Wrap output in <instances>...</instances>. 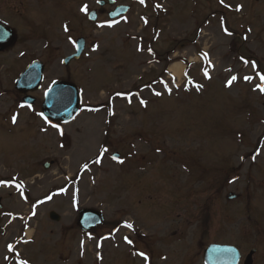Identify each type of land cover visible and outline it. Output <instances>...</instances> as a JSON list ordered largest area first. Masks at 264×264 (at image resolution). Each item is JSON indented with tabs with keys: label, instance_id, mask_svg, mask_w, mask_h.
<instances>
[{
	"label": "rangeland",
	"instance_id": "1",
	"mask_svg": "<svg viewBox=\"0 0 264 264\" xmlns=\"http://www.w3.org/2000/svg\"><path fill=\"white\" fill-rule=\"evenodd\" d=\"M97 2L32 0L48 18L26 54L46 66L33 106L0 67V264H200L209 243L258 249L263 264L264 0H116L127 15L112 21L106 6L92 23ZM79 37L85 52L64 66ZM174 59L187 67L177 83ZM55 80L82 94L68 125L40 114ZM86 208L104 215L89 233Z\"/></svg>",
	"mask_w": 264,
	"mask_h": 264
},
{
	"label": "water",
	"instance_id": "2",
	"mask_svg": "<svg viewBox=\"0 0 264 264\" xmlns=\"http://www.w3.org/2000/svg\"><path fill=\"white\" fill-rule=\"evenodd\" d=\"M258 1V0H257ZM110 4H114V0H109ZM100 5H104L103 2ZM129 7H118L114 12L110 13V18L114 19L123 14H126ZM90 20L96 21L97 14L91 13ZM12 33V32H11ZM12 35H6L3 33L0 36V43L3 47L8 46ZM85 49V40L80 39L77 42V53L64 61L65 65H69L72 60H78ZM43 66L36 62L31 65L25 73L21 76L17 82V89L22 90L23 84L33 81V87L35 90L40 88L42 82ZM26 92V91H23ZM32 102V101H31ZM81 96L78 87L67 81H57L47 92L45 102L43 103L42 111L43 114L53 120L62 123H70L80 113ZM118 155H115L117 157ZM47 169L50 167L49 164L45 166ZM229 199H235L234 195H230ZM53 220L59 221V217L55 214L51 215ZM102 214L96 210L85 209L80 212L79 225L85 230H93L102 222ZM255 251L249 255L246 264H252V255ZM240 259L239 252L233 247L226 246H210L205 252L206 264H238Z\"/></svg>",
	"mask_w": 264,
	"mask_h": 264
},
{
	"label": "flooded vegetation",
	"instance_id": "3",
	"mask_svg": "<svg viewBox=\"0 0 264 264\" xmlns=\"http://www.w3.org/2000/svg\"><path fill=\"white\" fill-rule=\"evenodd\" d=\"M31 2L32 0H0V32L2 31L1 25H6L7 27L13 29L15 35L14 43L12 44V46L4 51L0 50V67H3V65H7L8 68L9 66L13 67L12 72H8V75L5 77L6 79H8L10 78V76H13V85L15 84V81L20 76V74L26 69V67L33 61H35V59H32L29 56V58L31 59L30 60L26 55L29 51V45L34 40L45 41L46 37L45 34L47 31L45 29V24L43 21H41V19L45 18L48 20V18L41 15L39 12L36 13V9L33 8V4ZM56 6L58 7L59 5ZM35 19L39 22L36 23ZM47 40L48 39H46V41ZM45 47L48 48V44H46ZM22 48L24 49V51H21L15 59L12 56H7V58L2 61V58L5 55H8L12 51L15 52L17 51V49L20 50ZM25 48L27 50H25ZM24 59H26L27 61L23 62ZM3 82H5V80L2 81V78L0 77V87ZM25 97L26 95H22L15 90L14 98H17L19 100L20 105H24ZM111 226L114 227V224H111ZM204 250L205 247H203L202 253L204 252ZM202 253L197 257H203ZM193 259L194 260H190L188 264H196L198 262L195 257ZM245 259L246 255L242 254L239 264H245ZM200 264H203V261L202 263L200 262ZM253 264H260V262H258L257 259L254 258Z\"/></svg>",
	"mask_w": 264,
	"mask_h": 264
},
{
	"label": "snow or ice",
	"instance_id": "4",
	"mask_svg": "<svg viewBox=\"0 0 264 264\" xmlns=\"http://www.w3.org/2000/svg\"><path fill=\"white\" fill-rule=\"evenodd\" d=\"M98 2H99V0H98ZM140 2H141V3H144V0H140ZM221 3H223V0H221ZM157 7H159V5H157ZM240 10H241V8L238 6V7L236 8V11H240ZM81 11L87 12V5H85V6L81 9ZM65 30H67V29H65ZM229 34H230V33H229ZM245 63L247 64L248 62L245 61ZM253 67L255 68L256 65L253 64ZM236 79H237V77L233 76V77L231 78V80L229 81V85L231 84L232 81H235ZM244 79H245L246 81H249V80L252 79V77H248V76H246ZM260 81H261V83L258 84L256 87L259 89V91H261L262 93H264V75H260ZM156 95H160V93H156ZM141 103L143 104L144 101H141ZM12 121H13V123L16 122V117H15V116L12 117ZM105 151H106V149H105ZM258 154H259V153H257V155H258ZM112 159L115 160V159H117V157L113 156ZM253 159H255V157H253ZM97 162H99V161H97ZM119 162H120V163H123V161H119ZM126 226L129 227V228L132 227L131 224H128V225H126ZM125 239L127 240V237H125ZM127 242H128L129 244L132 243L130 240H127ZM140 255L143 256V258H144L145 260L148 259V257H147L145 254L140 253Z\"/></svg>",
	"mask_w": 264,
	"mask_h": 264
},
{
	"label": "bare ground",
	"instance_id": "5",
	"mask_svg": "<svg viewBox=\"0 0 264 264\" xmlns=\"http://www.w3.org/2000/svg\"><path fill=\"white\" fill-rule=\"evenodd\" d=\"M171 72H173L177 77L181 78L183 74V66L180 64H175L171 67Z\"/></svg>",
	"mask_w": 264,
	"mask_h": 264
}]
</instances>
